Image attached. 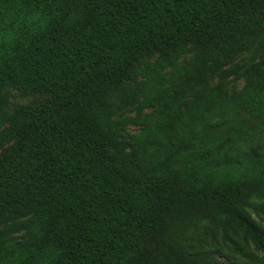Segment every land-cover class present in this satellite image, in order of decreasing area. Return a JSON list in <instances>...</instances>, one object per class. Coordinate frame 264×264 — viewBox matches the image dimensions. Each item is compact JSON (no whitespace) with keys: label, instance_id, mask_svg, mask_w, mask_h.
I'll list each match as a JSON object with an SVG mask.
<instances>
[{"label":"trees","instance_id":"obj_1","mask_svg":"<svg viewBox=\"0 0 264 264\" xmlns=\"http://www.w3.org/2000/svg\"><path fill=\"white\" fill-rule=\"evenodd\" d=\"M0 264H264V0H0Z\"/></svg>","mask_w":264,"mask_h":264},{"label":"rangeland","instance_id":"obj_2","mask_svg":"<svg viewBox=\"0 0 264 264\" xmlns=\"http://www.w3.org/2000/svg\"><path fill=\"white\" fill-rule=\"evenodd\" d=\"M244 85L243 81L231 84L230 90H240ZM7 93L9 95L10 103L12 106L15 105H22V106H30L35 109L41 108L43 105H45L49 100L50 96L47 95H25L19 90H16L14 88H9L7 90ZM129 131L131 133H136L137 129L134 127H130Z\"/></svg>","mask_w":264,"mask_h":264}]
</instances>
